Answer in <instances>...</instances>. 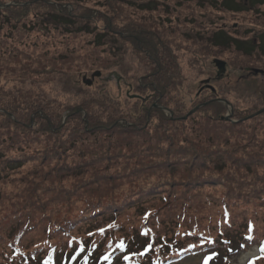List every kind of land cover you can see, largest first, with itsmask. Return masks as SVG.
<instances>
[{"label": "trees", "instance_id": "obj_1", "mask_svg": "<svg viewBox=\"0 0 264 264\" xmlns=\"http://www.w3.org/2000/svg\"><path fill=\"white\" fill-rule=\"evenodd\" d=\"M11 1L14 5L7 4L0 11V20L4 25L11 24L12 27L15 23H19L28 31L36 30L47 35L46 29L49 30L47 23L38 20L48 18L50 23L58 26L53 29L60 35L63 33L62 30L60 31V26L69 27L74 30L68 32L92 34V43L96 47L102 46L105 42L106 33L99 31L98 18L94 16L95 13L100 14L99 10L89 11L92 13L91 16L86 14L90 10L88 7H81L74 11L73 6L78 3L81 5L83 0H66L63 3L61 0ZM67 4L69 6L65 7ZM221 4L226 12L249 15L262 10L260 7L264 6V0H221ZM199 7L202 6L199 5ZM144 10L157 9L150 5ZM260 14L263 16L261 12ZM216 18L217 24L209 26L208 29L203 25L205 21H199L193 17L178 22L174 32L179 41L176 43L175 40L170 41L168 45L152 31L143 29L141 26L130 25L131 22L120 27L122 29L115 32L116 36L128 39L130 42L123 47V50L120 44L118 46L116 42H113V49L110 47L106 56L110 63L116 59L117 62L119 61L121 75L125 76L129 84L125 86L126 92H122V96H118L119 98L111 96V99L107 100L110 102L107 107L98 102L94 103L92 100L90 102H93V105L97 106L96 103H98L102 108L94 109L93 107L92 109L87 106L88 103L84 104V102L83 105L78 102L68 104L69 98L73 97L65 92V99H56L54 103L50 101L51 109L44 112L39 108L44 103L45 97H39L41 100L35 97L34 102L31 100L34 99L33 95L25 93L23 102L18 103L11 100L13 98L11 92L15 93L16 89L6 93L10 100L3 102L9 103L16 113L12 110H2L1 113L5 117L0 118L2 126L8 124L14 126L19 121L13 120L15 114L20 115L19 119L21 116H26L27 112L22 107L26 103L28 110L36 106L32 114L35 117L42 116L45 129L53 131L50 135H57L59 129L62 130L66 124L76 121L84 126L77 128L82 131L79 134L84 136L98 131H103L105 136L117 135L114 142L108 146L102 144V148L113 147L119 153L124 146L130 152L133 148L139 150L138 154L145 153L146 149L150 150L151 147L153 149L150 145L152 139L159 140L160 137H164V141H169L164 147L169 152L167 154L174 151L175 156L180 158L181 155L186 156L184 158L190 162H181L184 158H176L179 161L171 163L169 162L171 156L168 155L166 160L161 158L155 162L150 159L152 164L135 166L127 170L129 174L125 173V170H117V173L89 172L83 176L78 172L82 170L85 163H77L76 166L68 169L61 167L54 170L56 178L53 179L69 181L68 187L62 186L63 184L58 187L47 184L51 180L35 183L34 178L28 181L22 177L20 182L24 188L18 186L15 193L8 190L0 193V264H107L108 261L113 264H165L179 260L185 254L197 253L204 254L205 264H212L218 252H223L226 257L229 253H236L254 244L258 246L260 255L250 264H264V251H262L264 248V202L253 201L251 198L253 193L264 195V192H259L264 187V174H262V180H259L258 176L249 179L243 174L235 178L232 167L228 164L225 166V162L230 160L229 162L248 172L258 163L264 164V111L258 113L256 117H250L254 112L252 109L232 105V118L225 120L223 117L227 110L226 106L221 103L223 101L215 100L216 97L226 99L217 93L216 89H219L220 85L215 84V91H210L206 87L202 90H199L200 87L192 90V80L194 81L199 75L210 76V73L204 69L208 61L207 55L224 59L221 49L225 46L228 48L226 44H235V47L238 46L241 51L248 44L255 47L254 34L249 36V41L234 40L231 34H240L233 30H226L219 22L222 18ZM112 24L108 21L103 25L106 29H110ZM39 26H43L44 30ZM260 31L264 33V30ZM249 49L253 48L249 47ZM256 54L259 56L257 57ZM261 55V52L252 50L253 58H259ZM64 58L66 54L61 55L59 59ZM183 59L189 62L187 68L181 65ZM61 75L64 76V74ZM128 87L131 89L127 90ZM237 92V96L244 94L243 90H237ZM131 94H136L140 98H131ZM2 96H5L4 92ZM76 96L78 97L77 94ZM186 97L189 98V102H186ZM202 103L204 106L188 114L192 105L195 107ZM262 108H264V102L256 106L255 110L257 112ZM96 112L99 114L97 115ZM108 112L110 115L107 114ZM94 115L98 116V120L93 118ZM107 115L109 116L104 117ZM27 121L29 122V119ZM233 129L235 131H232ZM32 130L36 131V129ZM147 134L150 136L144 138L143 136ZM231 134H235L236 137H230ZM143 138L144 142L137 140ZM233 154L237 156L233 158ZM116 155L118 154L114 156ZM260 155L262 159L259 160L256 157L260 158ZM23 156L27 158L26 155ZM117 157L115 160H118ZM21 162L18 157H7L1 161L0 165L4 166L7 163L17 165ZM210 162L211 165H209ZM180 165L188 166L185 169L188 174L184 177L174 172V170L177 171L175 166ZM157 167L169 170L173 178H157L147 186L138 179L140 183L130 178V175L134 174L132 172L152 171ZM209 169H213L218 174L221 173L227 184L225 186L227 194L218 200V204H212L213 208L218 206L220 209V219L213 220L206 226H189L183 222H175L178 229L173 231L175 235L172 234V236H175L174 239L178 238L187 243V247H179L175 257L170 254L164 256L159 252L151 254V246L154 244L157 247L161 245V239L163 240L164 232L159 226L169 225L174 221L171 215H167L162 210L169 204H175L180 206L182 211L177 213L176 217H185L188 214L187 204L190 203L194 208L200 207L202 202L194 198V194L200 189L199 181L206 178L204 172L211 171ZM222 171H226L227 175H224ZM113 174L118 178H115ZM6 176L10 177V175ZM68 178L72 179L66 180ZM117 185L119 188L116 187ZM182 186L187 187L185 199L179 197L176 191ZM12 189L13 186L10 190ZM147 194L154 196V201L144 206L145 203L140 199ZM136 195L139 200L134 206L131 201ZM237 200H244V207L250 208L251 212H246L245 216L233 212L230 203L238 204ZM133 208H138L136 217L138 220L134 224L131 223L134 216ZM122 226L123 229H127V235L124 230L121 231ZM228 228L231 229V233L236 232L240 235V240L234 241L237 245L235 251L227 245L216 244V240ZM212 231L215 235L210 233ZM113 236L114 239H111ZM144 242L143 248L139 249L138 245ZM121 243L124 245L123 248L118 246ZM130 244L138 247L131 245L133 249L130 250L128 249ZM162 246L163 244L159 248ZM217 249L220 251H216Z\"/></svg>", "mask_w": 264, "mask_h": 264}, {"label": "rangeland", "instance_id": "obj_2", "mask_svg": "<svg viewBox=\"0 0 264 264\" xmlns=\"http://www.w3.org/2000/svg\"><path fill=\"white\" fill-rule=\"evenodd\" d=\"M61 2H66V0H61ZM7 4L14 5V2L11 0H0V11H2ZM150 5L156 7L157 10H144ZM199 5L202 7L200 8ZM67 6H69V4L65 5V7ZM81 7H88L90 9L86 13L88 16L92 14L89 13V11L99 10L100 14L95 13L96 15L94 14V16L98 18L97 25L99 26V31L106 33L105 42L102 46L96 47L92 43V34H88L87 32H68L74 30L73 28L60 26V31L62 30L63 32L60 35L53 29V27L58 26L50 23L48 18H41L38 20L39 22L47 23L49 29H46L47 35H43L42 32L36 30L28 31L19 23H15L12 27L11 24L4 25L0 20V118L4 117L3 113H1L2 110L14 111L13 108L9 106V103L3 102L4 100H10L6 93L14 89H16V92H11L13 95L11 100L13 102H23V95L25 93L33 95L34 99L31 100H34V102L35 97L38 98V100L45 97V101L43 102L45 103L48 101V103H45L46 109L43 105L44 103H42L41 108H39L44 112H46L47 109H51L50 101L54 103L56 99H65V92L73 97L69 98L68 104L78 102L83 105L84 102V104L88 103L87 106H90L92 109L93 107L94 109L98 107L102 108L99 104H103L105 107L109 106L110 102L107 100L111 99V96L116 98L122 96V92H126L125 86L128 83L126 82L125 76L123 77L121 75L119 61L117 62L116 59V61L110 63L106 56L110 47L113 49V42H116L118 46L120 44L121 50L130 42L128 39L119 38L115 34L116 31L122 29L120 27L129 24L127 22H131L130 25L141 26L143 29L152 31L159 36L166 45H168L170 41L175 40V43L179 41L178 36L174 32L177 27L176 24L184 19L187 20L192 17L199 21H205L203 25L207 29L209 26H215L217 24L216 17L222 18L219 22L226 30H233L236 31L237 34H240H231L232 38L238 41H249V36L254 34L256 37L258 36L257 34L263 33L260 30L264 29V6H261L260 8H262V10H258L256 14H232L231 12L224 11L221 0H83L81 5L78 3L73 6V9L76 11V9H80ZM108 21L113 23L110 29H106L103 25ZM48 23H50L51 26ZM43 26H39L40 29L44 30ZM200 36L205 37V35ZM174 42L171 43L174 44ZM226 45H228V48L225 46L222 47L224 49H221L224 59L219 58L224 61V68L220 70L218 65L214 62L215 58L207 55L208 61L204 69L207 73H210V76L199 75L194 81L192 80V90H197L198 87H200L199 90H202V88L208 87L211 84L220 85L219 89H216L217 93L221 97H225L226 99H220L227 103L219 101L225 104V108L227 109L224 118L228 116L231 117L230 109H233V107H231L232 105H239L248 110L252 109L254 111L252 113L254 114L250 115V117H256V115L263 112L262 109H264L262 108L259 110L260 112H256L255 110L256 106L258 107L264 102V71L262 70L264 69V57H252L253 49H249V47L254 48L252 44L244 46L245 48H243V51L239 50L238 46L235 47V44ZM217 51L219 52V50ZM63 54H66V58L59 59ZM188 64L189 62L186 59L182 60L181 65L183 68H187ZM96 72L100 74L92 79L91 85L82 83V77L86 76V78L91 79V75H94ZM61 74H64V76ZM237 90H243L244 94L237 96ZM3 92L5 96H2ZM76 94L78 95V97L76 96L77 98L75 97ZM104 99H106V101H104ZM91 100L99 104L96 103L97 106H95L93 102H90ZM187 101L189 102L188 97H186V102ZM26 105V103L22 105L27 112L25 113L26 116H21L19 119L20 115L15 114L13 120L19 121L16 122L14 126L10 124L7 126L0 125V163L7 157H18V159L22 161L17 165H15L16 163L10 165L7 163L4 166L0 165V182H2L0 184V193L5 192V190L15 193L18 186L24 188L23 184L20 182L22 177L28 181L34 178L35 183L51 180L47 184L54 187L63 184L62 186L68 187L69 185L67 184L69 181H65L64 179H53L56 178L54 170H58L61 167L63 169H68L76 166L77 163H85L83 168H81L82 170L78 172V174L81 173L84 176L89 172L110 174L117 170H125V173L129 174L130 172L127 170L133 169L135 166L139 167L141 165L152 164L150 159L155 162L161 158L162 160H166L169 157L168 155L171 156L169 162L173 163L179 161L176 158L180 157L175 156L174 151L167 154L169 152L165 150L164 147L168 144V140L164 141V137H160L159 140L152 139L150 145L153 146V149L151 147L150 150L146 149L145 153L138 154L139 150L133 148L130 152L124 146L119 153L116 152V149L113 147H111V149L109 147L102 148V144L108 146V144L114 142L117 135L105 136L103 131H98L84 136L83 134H79L82 131L77 130V128H83L84 126L76 121L71 122L72 124L69 125L66 124L67 126L65 125L64 127L65 130L62 129L64 130L63 133H61L62 130L59 129L57 135H50L53 131L45 129L42 116L39 115V117H35L34 114H32V110L36 109V106L28 110ZM199 105L204 106L203 103ZM196 106L193 107L192 105V112L200 108V106ZM48 112L49 110L47 113ZM29 113L30 115H28ZM109 113L110 112L107 114ZM64 114L65 113H63V115ZM96 114L98 115L99 112H96ZM97 115L93 116L95 120H98ZM104 115H106V112H104ZM109 115L104 117H108ZM27 119H29V122ZM232 121L236 120L232 119ZM62 127L63 126H61V128ZM32 129H36V131ZM234 129L232 131H235ZM149 136L150 134H147L143 137L146 138ZM230 137L233 138L236 137V135L231 134ZM144 138L137 140L144 142ZM146 143L148 144L147 141ZM158 145L160 148H156ZM115 154L118 155L114 156ZM23 155H26L27 158ZM236 156V154L232 155L233 158ZM109 157L112 158L106 160V158ZM115 157H117L118 160H115ZM184 157L181 155V158ZM256 158L260 160L262 159V155H260V158L259 156ZM229 161L225 162V166L228 164L232 167L234 171L232 174L235 178L243 174V176L249 179L257 178V176L259 180L263 179L264 164L261 165L258 163L256 166L252 167V170L245 172L242 167H237ZM181 162L187 163L190 161L184 158ZM211 164L210 162L209 165ZM175 167L177 171L174 170V172L179 173L182 177L188 174L187 171H185L188 166L180 165ZM207 167L211 168L209 166ZM222 172L224 175H227L226 171ZM132 173L134 174H131L130 178L135 181L138 179L146 186L152 181H156L157 178H173L170 171L167 169L165 170L163 167H157L152 171H135ZM204 173H206V178L199 181L200 189L194 194V198L202 202L200 207L194 208L190 203L187 204L188 214H186L185 217H176V214L182 211L180 210V206L175 204H169L167 208L163 209L162 211L167 215H171L174 221L169 225L159 226L160 230L162 229L164 232L163 240L161 239V245L163 244V246L159 248L161 245L156 247L153 244L151 246V254L159 252L164 256L170 254L175 257L179 247H187V243L180 241L178 238L174 239L173 237L175 236H172V234H174L173 231L178 229L175 222H183L189 226H206L213 220L220 219V209H218V206L213 208L212 204H218V200L227 194L225 190L227 184L223 179V175L221 173L218 174L216 171H213V169ZM6 175H10V177ZM113 175L115 178H118L115 174ZM69 179L72 178L66 180ZM148 180L149 183H147ZM219 181L220 184H218ZM116 182L119 183V181ZM258 183H260V181ZM11 185L13 186V191L10 190L12 188ZM257 185L260 186L259 184ZM121 186L128 187L125 184ZM116 187L119 188V185ZM176 191L178 196L182 198L185 193H187V187L182 186V188H177ZM259 192H264V187L263 190H259ZM151 193L152 192H150V194ZM257 194L253 193L251 197L252 200H258V202L263 203L264 195L261 193ZM138 200L139 198L136 195L133 197L131 203H134V206H136V201ZM140 200L145 203V206L154 201V196L147 194L141 196ZM237 203L238 204L230 203V208L233 209V212H238L241 216H245L246 212H251L250 208L244 207V200H237ZM187 205H185V207H187ZM133 211L134 216L131 220L132 224L136 223L138 220L136 218L138 208H133ZM228 229L216 240V244L227 245L228 248L234 249L235 251L237 249L235 242L240 240V235L236 232L231 233V229L229 231ZM122 230H124L125 235H127V229H123L122 226L121 231ZM210 233L215 235L213 231ZM111 239H114V236L111 237ZM131 245L136 248L139 246V249H141V247L145 245V242L138 246L130 244V246H128L130 250L133 249ZM247 249H245L247 251L239 250L233 254L229 253L226 257H224L225 255L223 252H218L216 260H213L212 264H244L249 258L257 254V249L255 247ZM216 251H220V249ZM201 256L202 254L200 253L195 255L188 254L183 256L180 260L172 261L167 264H205V261L202 262ZM224 260L227 262H223Z\"/></svg>", "mask_w": 264, "mask_h": 264}, {"label": "flooded vegetation", "instance_id": "obj_3", "mask_svg": "<svg viewBox=\"0 0 264 264\" xmlns=\"http://www.w3.org/2000/svg\"><path fill=\"white\" fill-rule=\"evenodd\" d=\"M262 30H264V29H262ZM264 33H261V34H257L258 35V37H254L253 38V42H255V47L253 48V50L254 51H259V52H261L262 53V55L259 57V58H262V57H264V35H263ZM259 37H261V38H259ZM256 56L258 57L259 55L258 54H256ZM216 59V58H215ZM263 71H264V69H262ZM129 89H127V90H130L131 88L130 87H128ZM206 88L207 89H209L210 91H215V89H216V85L215 84H211V85H209L208 87L206 86ZM132 96H135L136 98H140V96H138V95H136V94H131V98H133ZM215 100H220L221 101V99L220 98H218V97H216L215 98ZM224 101V100H223ZM225 102V101H224ZM226 103V102H225ZM227 104V103H226ZM198 106H200V107H202L201 105H197L196 107H198ZM232 107V106H231ZM230 111H231V117H230V119L232 118V115H233V109L231 108L230 109ZM254 114V113H253ZM252 114V115H253ZM172 115V114H171ZM229 120V119H228Z\"/></svg>", "mask_w": 264, "mask_h": 264}, {"label": "water", "instance_id": "obj_4", "mask_svg": "<svg viewBox=\"0 0 264 264\" xmlns=\"http://www.w3.org/2000/svg\"><path fill=\"white\" fill-rule=\"evenodd\" d=\"M214 62L218 65L219 69L222 70L224 67H223V64H224V61L220 60V59H215ZM100 73L99 72H96L94 75H91V79H87L86 80V77H83V81L85 84L87 85H91V82H92V79L95 77V76H98ZM132 97H135V96H132ZM193 111V110H192ZM192 111H190L188 114H190ZM262 111H264V109H262ZM260 112V111H259ZM225 119H230V117H225Z\"/></svg>", "mask_w": 264, "mask_h": 264}, {"label": "snow or ice", "instance_id": "obj_5", "mask_svg": "<svg viewBox=\"0 0 264 264\" xmlns=\"http://www.w3.org/2000/svg\"><path fill=\"white\" fill-rule=\"evenodd\" d=\"M118 246L120 248H123L124 247L123 243L119 244ZM262 251H264V248H262ZM104 259H108V257H104ZM125 259H128V257H125Z\"/></svg>", "mask_w": 264, "mask_h": 264}]
</instances>
